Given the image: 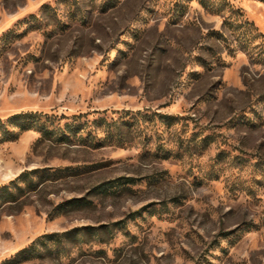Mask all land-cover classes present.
Here are the masks:
<instances>
[{
  "label": "rangeland",
  "instance_id": "1",
  "mask_svg": "<svg viewBox=\"0 0 264 264\" xmlns=\"http://www.w3.org/2000/svg\"><path fill=\"white\" fill-rule=\"evenodd\" d=\"M20 114L0 264H264V0H0Z\"/></svg>",
  "mask_w": 264,
  "mask_h": 264
},
{
  "label": "trees",
  "instance_id": "2",
  "mask_svg": "<svg viewBox=\"0 0 264 264\" xmlns=\"http://www.w3.org/2000/svg\"><path fill=\"white\" fill-rule=\"evenodd\" d=\"M247 26H249V25H247ZM22 116H24V115H13V116H11V117H9L5 122H2L1 120H0V130H4L5 132L4 133H6V134H8V136L9 135H12L10 132H8L7 130H5V127H7V126H12V125H16V124H21L20 122H19V118H21ZM26 123V126L25 127H30V126H35V125H38V126H36V127H38V128H40L41 127V122H39V121H31V122H25ZM62 135L63 134H61L60 136H57V139H62L61 137H62Z\"/></svg>",
  "mask_w": 264,
  "mask_h": 264
}]
</instances>
